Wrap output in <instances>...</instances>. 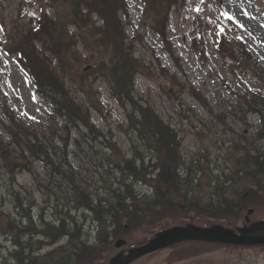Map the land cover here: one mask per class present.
Returning <instances> with one entry per match:
<instances>
[{"label": "trees", "instance_id": "16d2710c", "mask_svg": "<svg viewBox=\"0 0 264 264\" xmlns=\"http://www.w3.org/2000/svg\"><path fill=\"white\" fill-rule=\"evenodd\" d=\"M32 1L36 14L25 8L26 0H0L4 38L0 42L5 43L4 50L17 56L35 93L63 119V127L78 131L72 145L80 164L87 165L86 152L95 149V141L89 140L103 135L90 117L92 109L101 112L93 87L96 79L108 85L123 107V131L133 134L135 142L128 155L119 156L111 152L117 149L108 139L106 147L111 151L99 154L97 161L101 168L97 172L104 175L93 176L86 174L84 166L74 168L65 149L60 152V146L39 139L33 126L22 124L2 104L12 123L6 127L9 140L0 137V182L2 170L9 175L23 171L35 175V163H40L49 177L57 176L61 183L50 185L42 205L30 202L18 216L7 214V221L0 224V264H107L117 250L113 244L117 237H124L129 247L145 242L159 229L188 222L186 218L202 225L221 222L233 226L244 222L248 207L255 209L254 214L264 209V153L259 147L224 142L232 170L227 166L211 175L207 163L211 160L200 151L186 155L178 130L136 92L135 76L153 72L136 55L133 39L126 34V0ZM142 2L143 19L162 14L157 33L165 38L171 3ZM231 41L236 40L223 33L215 39V54L222 66L234 69V78L238 72H256L246 48H237ZM189 46L198 55L203 53L195 35ZM161 72L171 84L177 83L175 76L164 69ZM181 89L188 88L183 83ZM188 93L197 99V91L189 89ZM245 104L259 116L255 136L264 141V95L254 93ZM62 137L68 148L67 135ZM93 155L88 160L96 164ZM3 189L0 185V194ZM203 245L226 246L184 241L173 245L164 262L178 263L203 250ZM253 249L264 250V245Z\"/></svg>", "mask_w": 264, "mask_h": 264}, {"label": "rangeland", "instance_id": "374dc122", "mask_svg": "<svg viewBox=\"0 0 264 264\" xmlns=\"http://www.w3.org/2000/svg\"><path fill=\"white\" fill-rule=\"evenodd\" d=\"M126 1L128 17L123 21L126 34L133 39L136 55L153 72L151 76L137 74L134 79L135 90L178 130L183 152L189 156L196 155L198 151L203 153L211 160L207 162L211 175L216 174V169H225L227 166L229 172L232 170L228 157L230 151L224 142H237L246 146L253 144L264 153L263 139L258 141L255 136L256 130L260 128L259 116L249 112L245 104V99L254 93L264 95V0H168L171 5L163 32L165 38L157 33L163 21L160 12L153 19H143L145 9L142 0ZM25 8L32 14L37 13L32 0H26ZM220 33L230 40L235 39L231 41L235 47L246 48L256 64V72H238L237 78H234V69L222 66L214 50L215 39ZM194 35L203 49L199 55L189 46V40ZM2 40L4 38L0 32ZM4 45L0 42V137L4 141L9 140L6 127L12 121L2 108V104L6 103L10 115L26 126H33V132L39 139L60 146V152L65 149L68 161L74 168L81 170L84 166L86 174L92 172L93 176L104 175L97 172L101 170L97 161L99 154L107 151L103 146L109 143L108 139L121 152L119 156L135 142L133 134L123 131L126 117L124 109L110 94L108 85L102 79H96L93 83L101 101V112L92 109L90 117L103 135L89 140L95 141V149L86 152L88 164L81 165L72 145V139L79 135L78 131L63 127V119L54 114L47 101L35 93L29 74L19 65L15 54L4 50ZM162 69L175 76L177 83L171 84L161 72ZM183 83L188 88L185 92L181 89ZM189 89L197 91V99L188 93ZM75 97L79 98L78 95ZM65 134L69 141L68 148L62 143ZM94 153L96 164L88 160L89 155ZM35 164V175L28 171L13 175L1 171L0 185L4 192L0 194V211L3 210L0 224L7 221V214L18 216L17 212L26 209L30 202L42 205L50 185L61 183L57 176L49 177L42 164ZM212 168H215L214 171ZM263 211L262 208L256 210L258 213L253 214L252 218L264 217ZM1 234L0 231V237ZM169 252L160 251L134 264H170L164 262ZM262 257L264 253L255 254L249 250L231 255L221 247L213 251L203 248L171 264H240L244 260Z\"/></svg>", "mask_w": 264, "mask_h": 264}, {"label": "water", "instance_id": "95a60500", "mask_svg": "<svg viewBox=\"0 0 264 264\" xmlns=\"http://www.w3.org/2000/svg\"><path fill=\"white\" fill-rule=\"evenodd\" d=\"M252 211L253 209H249L246 214L248 222ZM184 240H203L236 245L264 244V220L236 228L226 227L219 223L207 227L193 223L174 225L157 232L147 242L129 248L125 254L123 250H120L108 264H128L139 257ZM125 242V239L119 238L115 241V246L120 247Z\"/></svg>", "mask_w": 264, "mask_h": 264}, {"label": "bare ground", "instance_id": "6f19581e", "mask_svg": "<svg viewBox=\"0 0 264 264\" xmlns=\"http://www.w3.org/2000/svg\"><path fill=\"white\" fill-rule=\"evenodd\" d=\"M107 146V145H106ZM103 149H106L108 152H110L111 150H109L107 147L103 146ZM112 153H117V154H121V152H119L118 150L116 152L111 151ZM212 186L215 185V183H211ZM264 264V257L260 258V259H248V260H244L242 263L240 264Z\"/></svg>", "mask_w": 264, "mask_h": 264}]
</instances>
